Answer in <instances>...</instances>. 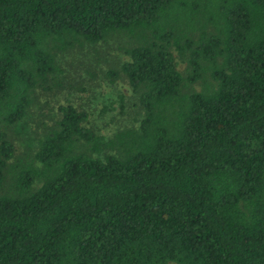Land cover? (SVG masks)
I'll return each mask as SVG.
<instances>
[{"label": "trees", "instance_id": "16d2710c", "mask_svg": "<svg viewBox=\"0 0 264 264\" xmlns=\"http://www.w3.org/2000/svg\"><path fill=\"white\" fill-rule=\"evenodd\" d=\"M117 34L138 124L59 104L15 154L63 53ZM0 264H264V0H0Z\"/></svg>", "mask_w": 264, "mask_h": 264}, {"label": "rangeland", "instance_id": "374dc122", "mask_svg": "<svg viewBox=\"0 0 264 264\" xmlns=\"http://www.w3.org/2000/svg\"><path fill=\"white\" fill-rule=\"evenodd\" d=\"M123 40L125 38L117 34L107 42L93 45V48L84 46L82 50L63 53L60 62L68 83L60 82L49 89L35 90L36 103L30 106L24 129L20 126L14 137L12 133L15 154L23 151L27 139L31 144L30 150L27 147L29 155L33 153V142L40 136L42 125L47 126L58 117L59 104L71 103L75 108L85 110L87 124L105 137L118 128L138 124L142 109L137 92L132 90L118 69L119 62L126 59L119 49ZM92 53L98 56L94 58ZM175 60L177 67L181 68L182 64L176 56ZM110 69H118V75L113 80L106 76Z\"/></svg>", "mask_w": 264, "mask_h": 264}]
</instances>
